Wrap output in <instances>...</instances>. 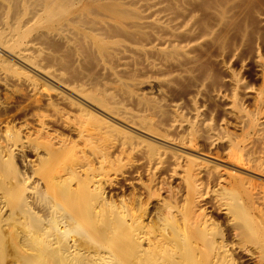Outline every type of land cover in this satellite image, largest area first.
Segmentation results:
<instances>
[{"label":"rangeland","instance_id":"1","mask_svg":"<svg viewBox=\"0 0 264 264\" xmlns=\"http://www.w3.org/2000/svg\"><path fill=\"white\" fill-rule=\"evenodd\" d=\"M45 2L0 0V47L27 53V59H20L0 48V154L18 177H28L38 203L30 210L12 207L0 189V264H65L59 257L64 238H75L80 251L98 259L127 239L134 247L135 228L117 227V219L109 221L116 224L113 228L102 227L108 215L86 203L87 198L93 202L94 192L82 191L86 181L81 176H70L72 163L92 155L103 157L102 165L89 164L100 179L101 195L128 224L131 214L139 215L150 240L163 228L170 231L173 223L181 225L179 216L176 221L155 216L156 205L162 199L177 207L184 204L179 189L191 167H198L202 209L219 234L227 222L216 207L214 189L246 206L248 193L264 197L263 143L244 146L246 131L229 110L233 100L244 111L257 110L253 114L264 110V105L255 109L257 95L264 91L259 64L264 61V0H83L52 24L43 22ZM106 4L123 14L107 10ZM75 6L84 7L81 15ZM23 42L31 48L25 51ZM231 77L239 80L237 86ZM134 83L138 87L132 88ZM112 107L119 108L118 117L109 112ZM260 114L259 123L264 111ZM38 118L65 142L40 133ZM101 123L102 132L88 139L72 129ZM15 135L31 139L25 158L34 160L32 170L25 169L20 156L1 148ZM231 138L237 140L230 145ZM111 140L114 147L106 149ZM6 183L19 187L15 177ZM263 197L256 202L262 209ZM51 205L52 213L47 211ZM64 225L69 230L61 235L56 228ZM219 236L215 240L223 238ZM257 236H251L253 244ZM249 239L244 241L252 249ZM182 241L186 243L152 250L151 264L184 256L194 242ZM127 253L119 256L121 264L136 260L137 255L128 258Z\"/></svg>","mask_w":264,"mask_h":264},{"label":"bare ground","instance_id":"2","mask_svg":"<svg viewBox=\"0 0 264 264\" xmlns=\"http://www.w3.org/2000/svg\"><path fill=\"white\" fill-rule=\"evenodd\" d=\"M46 1H48V2L44 3L47 7L44 8L45 14H44L43 19H45V20L43 22L47 21V22H49V24H52L53 22L59 23L58 20L61 18H64L63 15L65 14L66 10L69 9L68 7L71 8L74 5H76L77 3L82 4L81 1H83V0H46ZM42 2H44V1H42ZM76 6H75V9L78 8V6H77V8H76ZM104 7L107 10L114 12L115 14H123L119 10L120 8H118L117 6L114 7L113 5L106 4V5H104ZM83 8L84 7L82 6L79 9H77V11H79V15H81L82 12L80 13V11H82ZM85 9H86V7H85ZM71 11H73V9H71L70 12ZM88 11H90V10H88ZM73 13H74V11H73ZM77 13L78 12L75 13L76 16H79ZM84 13L85 12H83V14ZM87 13L89 14V12H87ZM83 14H82V16H84ZM69 15H71V14H69ZM74 17H75V15H74ZM86 17L88 18L87 15H86ZM70 19H72V18H70ZM85 20L86 19H84L83 21H85ZM50 22H52V23H50ZM142 22L146 23L147 21H142ZM64 26H65V28H67L65 24H64ZM58 30H59V28H58ZM12 43H13L12 45L14 46V45H17L19 42L17 44L14 42H12ZM20 44H22V43H20ZM23 44H24V50L25 51H27L29 48H31L30 43L23 42ZM0 46H2V45H0ZM4 47H6L7 49H5L3 47H0V48L5 50L6 52H8V54H12V55L16 56L17 58L19 57L20 59H27V53H24V54H23V52L17 53V52H14L15 49L14 48L12 49V47H7L6 45ZM259 62H260V60H259ZM259 64L261 66L260 69L263 70L262 75H263V80H264V61H261V63H259ZM231 81H232L231 83L234 86H237L239 80H236L235 78L231 77ZM133 85H134V87H132V88L138 87L137 83L132 84V86ZM261 90H259V91H261ZM131 93H132V91H131ZM262 93H258V95H257L258 101L256 100V102H257L258 107H256L255 109L258 108V110H259V108L264 105V95H262ZM97 96H96V99H97ZM70 104H74L76 106V108L77 107L81 108L80 107L81 105L79 106V104L74 103L72 101L70 102ZM236 104H238V102L235 103V101L233 100L232 105L230 104L231 108L229 110H230V112L233 113V115L235 114L234 116L236 117L237 124H239L241 127H243V128H241L242 130L245 129V131H246L245 133H246L247 137L250 138L248 141V138L244 137V139H247L246 141L245 140L243 141L244 146L249 148L251 146L250 144L251 143L253 144L252 141L257 140V141H260L263 143L262 147L264 148V132H263L264 127L262 126V125H264V123H262L264 121L259 123V121H258V120H260V119H258L259 115L258 116L256 115V114H260V113L258 112L256 114H253L257 110L253 111L252 113L247 111V110L244 111V109L237 107ZM174 106H176V105H174ZM114 108L112 107V109H110V110L108 109V110L112 114V116L118 117L119 114L117 113L116 110H118L119 108L118 109H114ZM263 111H262V113H263ZM120 115H124V114L121 113ZM193 116L195 119H198L199 110L197 108H194ZM36 124L39 127L38 130L40 133L45 134L47 136L51 135L52 138L55 137L56 139L59 140L58 142L60 144L65 142L64 139L58 138L57 135H55V134L52 135L53 133L50 134L48 132L49 131L48 126H46L43 119L38 118ZM102 124L103 123H101V126L99 124L97 128H95V127L94 128H86V127H79L78 126V127H73L72 129L74 130L73 132L76 131L77 136L79 138L88 139L89 137L93 136L94 132L96 135H98L99 133L102 132V130L104 129ZM72 126H73V124H72ZM106 126L107 125H104V127H106ZM69 128H71V127H69ZM236 140H237L236 138H231L229 140L228 144L231 145ZM113 141L114 140L106 142L105 148L106 149L113 148L115 145ZM31 144L32 143H31L30 137H28V136H25V137L21 136L20 137L18 135H15L14 137L7 138L4 141V143L1 145V148L9 154L13 153V154H16L17 156H20L23 159V161L25 162L24 163L25 169L26 170H32L33 169L32 163L34 160H30V159L25 158V156H27L26 151L28 150V148H31ZM29 150H31V149H29ZM35 156L37 157L36 153H35ZM38 156H39V154H38ZM102 158L103 157H100L97 155H92L88 159V161H86V162L85 161L81 162L80 160H77L76 162L72 163L69 166L68 171L70 172V176H81L83 178V181H86V184H82L84 186V189H82V191H86L87 194H89V192L92 193L91 191L94 192V193H92L93 202L91 201L90 198H87V201H86L87 206H90V204L92 203V209H95L96 207H98L100 209V211H102L105 215H108L106 217L104 216L105 220H103L104 222L102 224V227H106V226L111 227L112 226V228H113L114 226H116V224L112 225L111 222H114L117 219V221L114 222V223H117V227H121V228L126 229V225H127V227L130 226L128 228H131V227L135 228L134 230L131 228L132 229L131 240H132V245L134 244V247H132L130 245L129 240L127 239L126 244H125V241H123L121 243L119 242L118 245L114 246V251L109 256L102 255V256H99V259H98L95 256H88V255H94V254L84 253V252L80 251L75 238H73V239L64 238L63 254L59 257H61V260H63V262H65V264H121L120 260H119V258H120L119 256H121V255L125 256L126 253L131 249H134V252H132V251L128 252L127 257L130 258L129 255L135 254V255H137V258L134 262H131L130 264H151L152 259L150 257H152L151 254H153V253H151L152 250H155V248H162L165 246H168V248L169 247H177L181 243L182 244L186 243L182 240H189L191 242H194V245L193 246L188 245L189 251L187 253H184V256H179L177 258H174L171 262H169V264H264V209L259 207V205H256V202H259V198H262L263 194L261 197L259 194L254 195L253 193H248L250 202H247V206H246L245 204H241V201L239 202V200L235 196H232L229 198V197L225 196V194L223 193L224 191H218L217 189H214L212 193H213V197H214L216 207L219 209V211H221V213H223L224 219H226L225 222H227V224L225 223L226 228L224 230L222 229V231L220 228L219 231H221V233L219 234V232L217 233V231L213 227V225L211 226L210 219L206 216V214L203 212V209H202V203L204 200V195L202 193L198 192L199 190H198V185H197V181H196L198 167H195V168L191 167L190 168L191 170L189 171L187 176H185L183 188L179 189V191H183L182 195H184L183 196L184 204L180 207H177V205H172L166 201H162V200H164V199H162V200H158L157 205H156L158 208H157V211H155L156 212L155 216L157 215V217H158V216L164 214V216H166L165 219L168 218V220L172 219L175 221H176V217L179 216L181 218V221H182V222H180L181 225L179 226V225H175L173 223L172 225H174L175 227L173 226V228H172V226L170 225L171 226L170 231H169V229L166 230V228H163L162 231L159 230L161 232H158L159 236L158 237L156 236L157 238L155 237L154 238L155 240L154 239L150 240V239H147L146 237H144L143 228L146 226L141 223L139 215L131 214V223L128 224L127 221L125 220V218L123 217L124 215L120 214L121 212H118L117 209H114L112 207L115 205L113 203H112L113 204L112 205L110 202H107L104 199V197L101 195L100 179L96 178L97 174L94 173V170H92V168H90L89 164L92 161H95V162H98L99 164L102 165V162H103ZM193 166H195V164ZM0 174H1L0 175L1 176L0 177V189L2 191H4V197H5L8 204H10L12 207L17 206V207H20L22 209L27 208L29 210L31 208V205H33V204L38 205L37 200L35 199L36 195L33 194V191L30 188H28V182H29L28 177H21V178L18 177V172L14 168H12L11 165L7 164V162L3 159L1 154H0ZM8 177L17 178V184L19 185V187L17 189H13L12 187L10 188L8 186V184L6 183V178H8ZM254 201H255V204H254ZM39 205L42 207H45L41 203H39ZM248 206L250 208H252L253 214H252V212H251V214H249L250 208H248L249 209L248 210L247 209ZM53 210H54V207H53V205H51L50 209H48L47 211L52 213ZM107 210L110 212H108ZM111 210H116V211L112 212ZM113 217H115V218H113ZM168 220L166 222H168ZM109 221H111V222H109ZM166 222H164V224ZM122 223L124 224L123 226H122ZM118 224H120V226ZM133 224H134V226H132ZM135 225H137L138 227H135ZM167 225H169V224H167ZM66 226L67 225H64L62 229L56 228L57 232H59V234H61V235L66 234V232H68V230H69ZM211 227H213V228H211ZM138 229H141V230H138ZM212 229H213V231L214 230L215 231L213 232ZM164 230H166V231H164ZM217 230H218V228H217ZM225 230H226V234H225L226 239L224 240V237L222 235L225 232ZM129 231H130V229H129ZM180 231H183L181 235H180ZM105 232L106 231L104 229L101 231L102 234H104ZM255 233H259L261 235V237L260 236L255 237L254 238L255 244H253V241H252L253 237H251V236H253ZM217 235L218 236L221 235V236H219V238L223 237L222 238L223 240L222 239L221 240L219 239V241L215 240L214 236H217ZM258 237L260 239H258ZM246 239H249L250 241H252L249 243H252L251 245H253V248H254V245L256 247L254 249L253 248L248 249L246 247V244H245ZM256 239H258V240H256ZM57 241H56V244H57ZM52 243L54 246L52 244H50V246H51V248H53V250H55L54 247H56V246H55V240L54 239H53ZM144 243H146V245H143ZM167 243H168V245H167ZM132 256H134V255H132ZM59 257L57 256V258H59Z\"/></svg>","mask_w":264,"mask_h":264}]
</instances>
